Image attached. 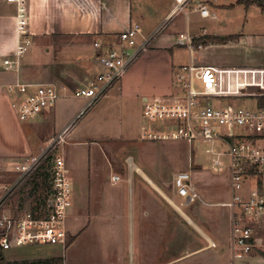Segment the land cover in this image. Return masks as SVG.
Masks as SVG:
<instances>
[{"label":"crops","instance_id":"0c3cea01","mask_svg":"<svg viewBox=\"0 0 264 264\" xmlns=\"http://www.w3.org/2000/svg\"><path fill=\"white\" fill-rule=\"evenodd\" d=\"M205 2L214 8L210 1ZM21 3L30 44L18 59V66L7 68L4 59H16L17 5L0 0V169L13 171L15 164L40 154L51 138L64 134L61 155L73 178V189L64 244L12 246L0 250V259L61 258L57 264H234L236 259L227 247L231 211L222 204L226 200L212 199L213 188L195 176L201 167L193 169L194 163L186 162L183 143L174 146L143 138L144 133L168 127L147 123L142 113L145 98L177 91L176 71L188 63L216 70L223 93L239 92L226 69L231 66L209 58L206 49L243 43L242 34L224 30L207 33L203 28L204 33L197 34V30L188 29L187 20L196 14L216 20L220 11L233 5L209 8V17L190 11L166 23L169 10L151 20L152 15L140 12L141 7L133 0ZM133 25L144 36L153 35L150 46L96 103L74 97L73 90L102 71L100 53L104 48L94 43L114 42L121 31ZM184 32L199 37L196 41L204 47L189 52L179 38ZM209 36L234 38L222 43L208 41ZM259 41L264 42V38ZM246 62L238 65L264 67L261 58H253V64ZM17 82L56 83L66 91L34 119L20 121L11 105L19 94L7 90V85ZM173 151L180 152L177 161ZM180 171L190 173L192 188L199 193L193 203H188L173 184ZM27 196L30 198L29 193ZM225 230L228 239L224 238ZM189 235L194 237L190 248Z\"/></svg>","mask_w":264,"mask_h":264},{"label":"built area","instance_id":"2783aa9c","mask_svg":"<svg viewBox=\"0 0 264 264\" xmlns=\"http://www.w3.org/2000/svg\"><path fill=\"white\" fill-rule=\"evenodd\" d=\"M7 1L17 5L19 38L16 59L6 58L4 64L7 68H16L30 39L24 26L25 8L21 0ZM186 11L196 12L201 17L210 15L209 5L204 0H173L166 23ZM179 38L189 52L203 46L187 32L180 33ZM152 39L153 35L144 36L140 28L133 25L121 31L114 42L96 41L95 47L104 48L100 53L102 71L73 90V96L87 98L89 104L96 103L120 81ZM175 81L177 91L174 94L143 101V116L149 120L162 119L168 126L166 131L144 133L143 138L210 144L207 152L212 154V170L226 172L228 177L230 199L222 204L231 211L229 245L232 257L241 259L254 251V220L264 216V104L260 101L264 98V89L257 93H223L216 70L192 63L177 69ZM197 81L201 89L194 88L192 83ZM7 90L11 94L18 92L19 96L12 99L11 105L18 119L27 121L54 105L66 88L56 83L17 82L7 85ZM240 98H250L252 103L240 104L237 102ZM63 139L64 134L51 138L40 154L13 166L17 173L14 182L0 183V250L27 244L66 242L65 221L71 206L72 185L63 156L55 152ZM215 145H221V149L217 150ZM40 169L45 170L47 183L38 200L26 194L25 199L12 203L19 189ZM173 184L188 202L197 198L189 172H178ZM40 193L38 188L35 194L39 196Z\"/></svg>","mask_w":264,"mask_h":264},{"label":"rangeland","instance_id":"374dc122","mask_svg":"<svg viewBox=\"0 0 264 264\" xmlns=\"http://www.w3.org/2000/svg\"><path fill=\"white\" fill-rule=\"evenodd\" d=\"M210 1L214 8L209 7L210 9H217L218 7H222L223 5H233L230 8H226V10L220 11V15H218L216 20H212L210 18L202 19L198 17V15H189L188 20V29L193 28V30H197V34L205 32H214V31H223L227 33H241L244 39L243 43L238 45H234L233 43H228V45L221 46L219 49L216 48H208L206 49L207 56L209 58H214V60H218L219 62H225L228 64L226 67L228 73L231 74V78L236 82V87L240 92H254L257 93L260 90L264 89V67H250V66H239L238 64H242L244 61H247L246 65L253 64L252 59L261 58L264 60V44L263 41H259V39H263L264 36V15L260 11L257 10L255 6L251 4L248 7L240 3V0H205ZM170 0H133V4L136 6L139 5L141 7L140 12H145L147 14L152 15L153 18L151 20H155L157 16L162 13V11H168ZM144 13V14H145ZM186 13H190L186 11ZM178 18V17H177ZM193 18V19H192ZM168 25H165V27ZM164 27V28H165ZM203 28V29H201ZM164 31L166 30L163 29ZM161 30V31H163ZM200 30V31H198ZM167 31V30H166ZM190 32V30H188ZM188 32V33H189ZM207 32V33H208ZM190 35V34H188ZM205 37V36H204ZM204 37L200 38L203 39ZM215 38L208 37V41H217V42H226L229 39L234 38V36H229L227 40L221 41L217 39L219 36H212ZM199 38V37H198ZM195 40H199V39ZM220 38V37H219ZM242 41V40H241ZM204 47V44L202 48ZM200 48V49H202ZM240 53V54H239ZM194 88L201 89V83L197 81L192 83ZM199 87H198V86ZM237 102L240 104L250 105L252 101L250 98H240L237 99ZM144 120L151 124L156 125L163 123V125H167V122L162 121V119L158 120H149L144 117ZM168 127V126H167ZM172 127V126H169ZM166 131V130H164ZM148 141V140H147ZM152 141V140H149ZM153 142H165L167 144H173L174 146L183 143L181 146L182 153L185 151L187 154L186 162H189L190 165L194 163L193 169L201 167V171L199 174H195L196 177L201 178L203 185L206 186L208 184L209 187L213 188V198L217 201H228L230 199V192L228 186V177L225 172H214L211 167V158L212 154L207 152V149L210 148V144L207 142H188L186 140L180 139H166L164 141H153ZM63 144L62 142L58 143V147L56 149V153L61 155ZM216 149H221V145H215ZM173 159L176 161L179 159L178 154L179 151H173ZM192 163V164H191ZM15 178H14V177ZM34 176V175H33ZM13 177V178H11ZM17 177V173L12 170L0 169V182L6 181L8 183L14 182ZM34 178V177H33ZM31 178L19 191L15 194L12 199V203L16 204L18 201L25 199L26 194L29 193L32 187V179ZM193 178V177H192ZM71 180V185L73 189V178ZM197 188V187H196ZM197 190V189H196ZM38 190H36L37 194ZM200 192V191H198ZM199 194V193H198ZM201 194V193H200ZM189 203V202H188ZM184 202L183 205L188 204ZM193 203V202H192ZM191 204V203H190ZM225 211V208L220 207ZM219 210V209H217ZM220 211V210H219ZM255 230L253 232L254 237L256 239V247L251 255L245 256L241 259H236L234 264H264V256L261 252H264V216L259 217L254 220ZM193 234V232H191ZM194 235V234H193ZM228 237V231H224V238ZM228 239V238H227ZM194 241V237L192 235L188 236L189 248L192 246V242ZM229 253L231 254V248L228 244ZM256 257V260L253 258ZM260 257V258H258Z\"/></svg>","mask_w":264,"mask_h":264},{"label":"trees","instance_id":"16d2710c","mask_svg":"<svg viewBox=\"0 0 264 264\" xmlns=\"http://www.w3.org/2000/svg\"><path fill=\"white\" fill-rule=\"evenodd\" d=\"M240 3L245 4L246 6L250 4H255L260 11L264 14V0H240ZM211 37V36H209ZM215 38V37H211ZM217 39L221 41H225L228 39V37H218ZM261 103L264 104V98L260 99ZM33 180V179H32ZM47 183V175L44 169H40L36 176L34 177V180L32 181V187L31 190L29 191V197H33L34 195V200L37 201L38 197L41 196L42 190L45 188ZM41 190V193L39 196L35 195L37 189ZM28 199V198H27ZM73 238L69 239L67 241V244L72 240ZM261 254L264 256V252H261ZM62 261L61 258H48V259H40V260H20V261H13V262H7L3 260L2 258L0 259V264H57Z\"/></svg>","mask_w":264,"mask_h":264}]
</instances>
